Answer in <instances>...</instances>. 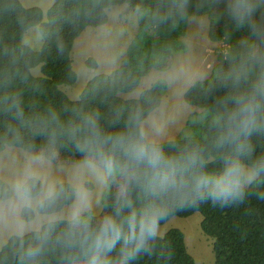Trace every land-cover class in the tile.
Listing matches in <instances>:
<instances>
[{
    "label": "trees",
    "instance_id": "trees-1",
    "mask_svg": "<svg viewBox=\"0 0 264 264\" xmlns=\"http://www.w3.org/2000/svg\"><path fill=\"white\" fill-rule=\"evenodd\" d=\"M122 3L136 7L137 29L120 64L108 73L93 75L78 98L71 99L60 86L72 84L77 78L71 59L75 39L86 27L105 24L107 9ZM253 3L256 12L251 23L255 31L248 23L238 25L232 19L227 11L228 0H54L46 11V21L38 6L0 0V152L10 145L54 164H79L85 154L77 151L75 144L83 139L86 117L94 119L104 137L137 136L141 121L160 104L167 83L157 79L134 98H123L119 93L134 90L151 69L168 68L174 52L185 49L179 38L185 35L188 17L206 14L209 39L230 46L225 55L217 54L209 77L193 81L183 93L186 103L202 109L203 136L148 141L166 159L180 165L188 180L201 168L221 173L224 156L231 154L218 141L221 101L243 90V84L239 89L233 86L235 71L248 68L249 79L254 80L261 70L251 58L264 53V0ZM35 25L42 39L37 50L22 41L26 30ZM85 64L97 67L92 57H87ZM37 65L41 74L33 75L31 68ZM254 144L255 156L264 155V139L254 140ZM115 158L117 173L107 177L100 212L88 210L80 217L92 228L106 216L115 215L118 201L132 204L119 219L133 210L138 216L148 210L163 212L158 225L171 216L185 217L198 211L201 230L214 238L212 264H264V177L246 186L242 199L227 205L209 199L196 202L190 193L153 195L145 178L150 170L129 162L118 150ZM32 183L34 192H39L41 180ZM8 185L0 179V189ZM55 190L56 199L43 208L36 207L37 212L52 213L74 201L69 182H59ZM20 215L31 220L34 210L22 208ZM80 231L70 225L69 219H60L22 235H11L0 247V264H81L84 249L79 242ZM29 248H38L39 254L28 258ZM120 249L121 244H117L108 254L111 264H121ZM129 264L197 263L186 249L183 232L170 228L162 236L155 235Z\"/></svg>",
    "mask_w": 264,
    "mask_h": 264
},
{
    "label": "clouds",
    "instance_id": "clouds-1",
    "mask_svg": "<svg viewBox=\"0 0 264 264\" xmlns=\"http://www.w3.org/2000/svg\"><path fill=\"white\" fill-rule=\"evenodd\" d=\"M227 11L238 25L248 23L255 31L251 23L256 12L253 0H228ZM251 59L261 69L256 78L249 79L248 68L242 67L235 71L232 76L233 86L239 89L243 84V90L221 101L223 112L219 118L222 123L218 141L231 154L224 156V168L219 174L201 168L188 180L183 168L166 159L161 150L147 140L143 130L137 136L120 134L104 137L94 119L85 118L83 139L75 144L77 151L85 154V159L77 166L71 184L75 202L69 219L72 227L81 230L79 242L84 249L81 264H111L108 254L117 244H121V264H129L155 237L158 220L164 216L163 212L152 210L138 216L133 210L119 219L123 210L131 209L132 204L130 201H118L115 215L106 216L96 228L80 219L82 213L91 207L90 193L78 181L80 171L87 169L103 181L113 174L117 166V150L129 162L142 164L150 170L145 173V178L155 196L190 193L196 202L209 199L213 203L227 205L243 198L247 184L264 177V155L255 156L254 144V140L264 139V53ZM37 178V171L29 165L24 174L12 181L7 189H0V223L14 220L22 208H43L56 199L58 194L51 185L34 192L32 181ZM38 254V248H29L26 252L28 258Z\"/></svg>",
    "mask_w": 264,
    "mask_h": 264
},
{
    "label": "rangeland",
    "instance_id": "rangeland-1",
    "mask_svg": "<svg viewBox=\"0 0 264 264\" xmlns=\"http://www.w3.org/2000/svg\"><path fill=\"white\" fill-rule=\"evenodd\" d=\"M20 1L25 7H40L43 11L42 20L46 21V11L54 0ZM107 15L108 19L105 24L86 27L74 41L71 59L72 68L77 78L72 84L60 86L70 98H76L86 81L93 75L100 72L108 73L115 69L120 64L125 49L136 32V7L127 3L112 5L107 9ZM207 30L208 16L206 14L189 16L185 35L179 38L185 45V49L174 52L171 65L164 70L151 69L147 75L141 78L134 90L119 93L123 98H134L157 79L166 81L167 88L162 95L160 104L140 123V130H143L147 140L160 142L181 136L195 138L203 136L200 128V124L203 122L202 109L186 103L183 99V92L189 83L203 77L201 73L204 72V66H202L204 51L211 41ZM22 41L34 50L39 49L42 39L38 26L28 28ZM217 42V45L210 51L215 55L216 61L220 50V42ZM87 57L94 58L98 66L96 68L88 67L85 64ZM31 72L33 75H40V66L31 68ZM79 164H54L41 155H34L20 147L7 145L0 152V179L10 184L17 177L22 176L25 169L31 165L37 171L38 178L42 182L41 190H44L48 185L55 188L59 182L63 181L72 184ZM113 173H117V168ZM78 181L90 193L91 207L89 210L98 214L101 210V197L107 187V178L100 181L95 174L83 169L79 173ZM86 183L90 184V187H87ZM74 202L52 213H40L36 211L37 206L30 207L34 210V217L31 220L22 219L20 210L14 220L0 223V247L11 235H22L39 229L43 223L48 221L70 219ZM201 219L202 216L198 211L185 217L171 216L166 222L158 225L156 235L162 236L170 228L180 229L184 234L186 249L195 262L197 264H212L214 262V238L201 230Z\"/></svg>",
    "mask_w": 264,
    "mask_h": 264
},
{
    "label": "crops",
    "instance_id": "crops-1",
    "mask_svg": "<svg viewBox=\"0 0 264 264\" xmlns=\"http://www.w3.org/2000/svg\"><path fill=\"white\" fill-rule=\"evenodd\" d=\"M217 41H210V43H209V45H208V47H206V49H205V51H204V53H205V56H204V59H203V61H202V66H204V72H202L201 74H203V77H200V79H196V80H201V79H206L207 77H209V75L211 74V71H212V68H213V66L215 65V63L217 62L216 61V58L214 57L215 55L214 54H211L212 52H210V51H212V47H214V46H216L217 45ZM97 66H98V64H97ZM195 81V80H194ZM191 83H189V85H190ZM189 85H187V87H185L186 89L188 88V86ZM185 89V90H186ZM184 90V91H185ZM183 92V91H182ZM79 93L80 92H78V95H79ZM184 93V92H183ZM77 94V93H76ZM78 95H77V97L76 98H78ZM76 98H71V99H76ZM198 111V110H197Z\"/></svg>",
    "mask_w": 264,
    "mask_h": 264
},
{
    "label": "built area",
    "instance_id": "built-area-1",
    "mask_svg": "<svg viewBox=\"0 0 264 264\" xmlns=\"http://www.w3.org/2000/svg\"><path fill=\"white\" fill-rule=\"evenodd\" d=\"M219 42H220V50L218 53L225 55L230 45L225 43L224 41H219Z\"/></svg>",
    "mask_w": 264,
    "mask_h": 264
}]
</instances>
